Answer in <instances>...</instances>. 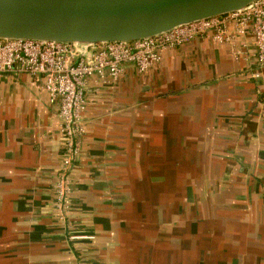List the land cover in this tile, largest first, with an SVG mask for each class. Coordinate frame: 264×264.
I'll use <instances>...</instances> for the list:
<instances>
[{"label": "crops", "instance_id": "1", "mask_svg": "<svg viewBox=\"0 0 264 264\" xmlns=\"http://www.w3.org/2000/svg\"><path fill=\"white\" fill-rule=\"evenodd\" d=\"M251 40L236 42L239 59L208 34L142 74L88 77L66 222L53 207L58 106L39 78L0 73V264H264V68Z\"/></svg>", "mask_w": 264, "mask_h": 264}, {"label": "built area", "instance_id": "2", "mask_svg": "<svg viewBox=\"0 0 264 264\" xmlns=\"http://www.w3.org/2000/svg\"><path fill=\"white\" fill-rule=\"evenodd\" d=\"M208 34L213 42L230 45L235 59L242 54L236 42L249 35L251 56L259 68H264V0L129 43L71 45L0 39V73L39 78L50 103L58 106L63 155L53 184V207L61 222H66L70 212V174L85 134L87 78L95 76L102 84H112L123 75L126 66L142 74L161 61L164 50L179 48Z\"/></svg>", "mask_w": 264, "mask_h": 264}, {"label": "water", "instance_id": "3", "mask_svg": "<svg viewBox=\"0 0 264 264\" xmlns=\"http://www.w3.org/2000/svg\"><path fill=\"white\" fill-rule=\"evenodd\" d=\"M256 0H0V39L129 43L239 11Z\"/></svg>", "mask_w": 264, "mask_h": 264}, {"label": "rangeland", "instance_id": "4", "mask_svg": "<svg viewBox=\"0 0 264 264\" xmlns=\"http://www.w3.org/2000/svg\"><path fill=\"white\" fill-rule=\"evenodd\" d=\"M205 264H207V260L204 261ZM209 264V263H208ZM211 264V263H210Z\"/></svg>", "mask_w": 264, "mask_h": 264}]
</instances>
